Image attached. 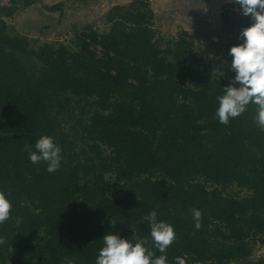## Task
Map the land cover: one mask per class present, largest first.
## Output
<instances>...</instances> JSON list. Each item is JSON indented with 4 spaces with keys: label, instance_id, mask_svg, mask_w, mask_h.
I'll return each mask as SVG.
<instances>
[{
    "label": "trees",
    "instance_id": "1",
    "mask_svg": "<svg viewBox=\"0 0 264 264\" xmlns=\"http://www.w3.org/2000/svg\"><path fill=\"white\" fill-rule=\"evenodd\" d=\"M36 4L51 13L65 6L10 0L3 11L12 17ZM238 7H222L230 59L219 67L205 63L187 31L174 43L157 36L149 0L114 6L110 31L86 26L76 49H29L0 18V191L13 205L0 222V264H96L109 231L129 239L136 233L152 247L145 217L153 210L174 226L169 264L177 256L186 264H246L249 245H264L257 106L227 124L216 117L217 97L234 76L229 50L250 24ZM18 53L36 59V74ZM42 135L62 148L52 173L45 161L29 159ZM232 185L252 194L229 195ZM193 209L202 214L199 228Z\"/></svg>",
    "mask_w": 264,
    "mask_h": 264
},
{
    "label": "rangeland",
    "instance_id": "2",
    "mask_svg": "<svg viewBox=\"0 0 264 264\" xmlns=\"http://www.w3.org/2000/svg\"><path fill=\"white\" fill-rule=\"evenodd\" d=\"M48 5L51 0H43ZM64 11L51 13L43 10L40 4L25 9L19 7L12 17H6L3 9L10 5V0H0V18H5L8 34L20 37L27 42L29 49L44 44H65L70 49L77 47V33L86 26H93L99 33L110 31V14L115 2L121 0H63ZM133 0L121 1L120 5H129ZM154 9L153 20L157 36L174 43L187 31L190 40L194 41L197 51L204 55L205 63L219 67L230 59L226 52L229 35L221 23L222 7L233 0H149ZM114 2V3H113ZM114 4L112 6L111 4ZM54 4V3H53ZM198 16H197V14ZM198 17V18H197ZM19 58L30 74H36L39 64L31 54L18 53ZM218 71V70H217ZM105 150H107L104 147ZM108 177L115 179L113 175ZM214 185L209 184V187ZM232 196L248 197L252 191L246 187L232 185L227 190ZM45 234L39 233L35 245L41 248ZM250 254L246 264H257L264 258V245H249ZM14 253V249L11 250ZM5 264H13L10 258ZM237 264V263H233Z\"/></svg>",
    "mask_w": 264,
    "mask_h": 264
},
{
    "label": "clouds",
    "instance_id": "3",
    "mask_svg": "<svg viewBox=\"0 0 264 264\" xmlns=\"http://www.w3.org/2000/svg\"><path fill=\"white\" fill-rule=\"evenodd\" d=\"M239 13L250 19V24L240 32V43L232 46L229 55L231 71L234 76L223 86V93L217 97L216 117L220 123L227 124L230 118L239 116L249 104H255V120L264 128V0H233ZM62 148L54 137L42 135L37 139L34 150L30 151L32 163L45 161L47 171L58 170L62 160ZM12 203L7 195L0 191V222L10 218ZM195 227H200L201 211L193 209ZM148 222L152 247L146 237L130 239L109 231L102 237L103 246L96 257V264H169L166 250L176 239L174 226L159 220L155 210L145 217ZM19 222V218L17 219ZM114 221L111 220V224ZM157 249L161 255L153 251ZM175 264H186L185 258L177 256Z\"/></svg>",
    "mask_w": 264,
    "mask_h": 264
},
{
    "label": "crops",
    "instance_id": "4",
    "mask_svg": "<svg viewBox=\"0 0 264 264\" xmlns=\"http://www.w3.org/2000/svg\"><path fill=\"white\" fill-rule=\"evenodd\" d=\"M117 1V0H116ZM122 2H124V1H126V0H121ZM121 1H118V2H113L114 4H115V6L116 5H120V3H121ZM60 2H64L63 0H51V4L52 5H54V4H57V3H60ZM54 3V4H53ZM111 4L112 6H114V4ZM46 4V3H45ZM48 5V4H47ZM44 10V9H43ZM197 14V13H196ZM197 16H198V14H197ZM198 18V17H197ZM4 20H5V18H4Z\"/></svg>",
    "mask_w": 264,
    "mask_h": 264
}]
</instances>
